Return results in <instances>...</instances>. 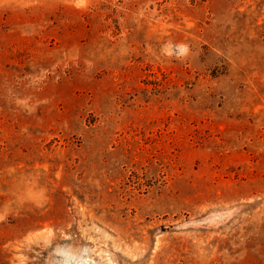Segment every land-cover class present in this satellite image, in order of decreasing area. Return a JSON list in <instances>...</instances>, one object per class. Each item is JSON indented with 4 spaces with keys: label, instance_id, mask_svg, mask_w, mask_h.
<instances>
[{
    "label": "rangeland",
    "instance_id": "374dc122",
    "mask_svg": "<svg viewBox=\"0 0 264 264\" xmlns=\"http://www.w3.org/2000/svg\"><path fill=\"white\" fill-rule=\"evenodd\" d=\"M0 264H264V0H0Z\"/></svg>",
    "mask_w": 264,
    "mask_h": 264
}]
</instances>
